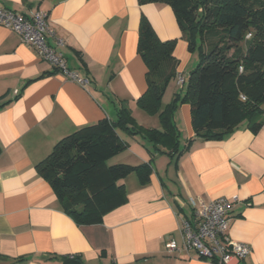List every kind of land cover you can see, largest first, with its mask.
Segmentation results:
<instances>
[{
	"label": "crops",
	"instance_id": "obj_1",
	"mask_svg": "<svg viewBox=\"0 0 264 264\" xmlns=\"http://www.w3.org/2000/svg\"><path fill=\"white\" fill-rule=\"evenodd\" d=\"M24 14L44 10L65 44L60 47L70 70L89 79L80 84L40 58L35 48L0 25V264H62L51 256L78 255L85 264H216L194 249L169 251L182 242V221L192 216L188 198L206 202L234 198L229 236L251 247L247 258L231 264H264V124L257 132L246 122L223 139L202 140L192 127L190 103L174 113L180 146L177 156L156 151L140 134L118 130L128 147L116 163L151 161L150 180L136 173L123 183L127 200L102 222L78 225L61 206L36 165L62 138L82 126L115 120L125 102L137 122L161 128L157 113L138 104L147 90V67L138 52L142 16L160 40L175 39L177 76L164 94L169 103L198 60L190 51L169 4L138 0H0ZM55 43L53 38H50ZM123 131V133H121ZM114 158V157H113Z\"/></svg>",
	"mask_w": 264,
	"mask_h": 264
},
{
	"label": "trees",
	"instance_id": "obj_2",
	"mask_svg": "<svg viewBox=\"0 0 264 264\" xmlns=\"http://www.w3.org/2000/svg\"><path fill=\"white\" fill-rule=\"evenodd\" d=\"M138 1L169 4L182 37L190 51H198L199 61L184 86L164 105V94L179 66L174 55L176 40H160L142 16L137 49L147 67L148 87L137 104L157 113L161 128L140 125L122 102L115 120L104 118L82 126L58 141L36 165L63 211L78 225L102 222L107 212L126 202V188L119 181L130 173H136L142 184L150 180L151 161L107 163L128 147L118 130L142 135L152 154L159 151L173 157L188 151L193 141L180 146L174 113L181 103H190L192 127L202 140L223 139L243 122L253 132L264 124V0ZM51 258L62 264H85L78 255Z\"/></svg>",
	"mask_w": 264,
	"mask_h": 264
},
{
	"label": "built area",
	"instance_id": "obj_3",
	"mask_svg": "<svg viewBox=\"0 0 264 264\" xmlns=\"http://www.w3.org/2000/svg\"><path fill=\"white\" fill-rule=\"evenodd\" d=\"M48 17L47 11L39 9L24 14L4 6L0 1V25L16 32L23 43L36 49L41 59L48 61L68 78L83 85L89 84L88 78L68 68L60 50L65 41L56 36ZM177 81L180 86H184L185 78L182 75L177 77ZM236 201V198L229 200L218 197L206 202L190 196L188 203L192 208V216L182 221V242L179 244L177 240L171 239L166 244L167 249L171 252L194 249L198 256L215 261L216 264H231L232 260L247 258L251 252L250 245L232 241L228 233L231 208Z\"/></svg>",
	"mask_w": 264,
	"mask_h": 264
},
{
	"label": "rangeland",
	"instance_id": "obj_4",
	"mask_svg": "<svg viewBox=\"0 0 264 264\" xmlns=\"http://www.w3.org/2000/svg\"><path fill=\"white\" fill-rule=\"evenodd\" d=\"M196 54L198 55V51H196ZM198 61H199V58H198V60L195 62V64L193 65V69L197 66V64H198ZM121 133H123V131H121ZM117 156V155H116ZM116 156H113L112 158H110L109 160H108V164L110 165V164H114V163H116V161H118L119 159H120V157H116Z\"/></svg>",
	"mask_w": 264,
	"mask_h": 264
}]
</instances>
